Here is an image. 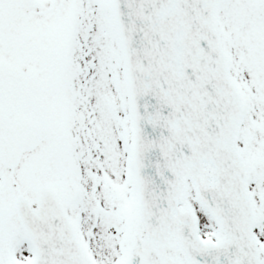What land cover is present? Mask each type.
<instances>
[{
  "label": "snow or ice",
  "instance_id": "1",
  "mask_svg": "<svg viewBox=\"0 0 264 264\" xmlns=\"http://www.w3.org/2000/svg\"><path fill=\"white\" fill-rule=\"evenodd\" d=\"M0 264H264V0H0Z\"/></svg>",
  "mask_w": 264,
  "mask_h": 264
}]
</instances>
